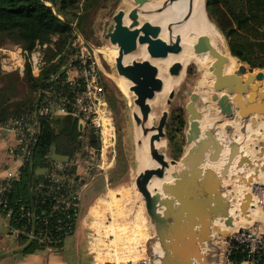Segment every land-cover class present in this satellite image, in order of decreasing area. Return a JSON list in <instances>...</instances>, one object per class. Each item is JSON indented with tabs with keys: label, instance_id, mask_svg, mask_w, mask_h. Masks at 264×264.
Listing matches in <instances>:
<instances>
[{
	"label": "water",
	"instance_id": "obj_1",
	"mask_svg": "<svg viewBox=\"0 0 264 264\" xmlns=\"http://www.w3.org/2000/svg\"><path fill=\"white\" fill-rule=\"evenodd\" d=\"M173 1L175 0H163L161 5L166 6ZM137 2L128 13L124 9H119L114 14V27L106 37L119 44V53L115 59L116 68L119 74L132 81L130 89L136 94L135 103L142 116L134 113V118L137 123L143 124L144 133H147L149 128L145 126V122L151 113L149 100L163 87L159 68L151 60L162 54V46L157 39L162 27L148 19L141 22L140 17L144 13L141 8L149 0ZM126 14L130 18L128 24L124 21ZM139 43L147 45L149 57L125 63L124 56L135 50ZM195 48L199 52L210 51L218 55L217 67L213 68V71H216L213 84L215 92L211 98L217 103L221 114L234 118L239 113L242 118L251 122L260 121L256 115L264 113V102L259 100V96L264 99V90H259L264 72L254 73L245 64L236 72H224L223 66L227 56L212 45L206 34L198 37ZM181 68L180 62H174L169 69L171 74H178ZM174 95L175 90L172 89L168 103ZM186 108L189 112L187 140L189 143L194 142L180 157L187 167L174 172V181L164 184L162 191L150 190L151 178L155 175L159 177L164 175L170 163H176L178 160L171 158L169 161L166 154L156 146V141L165 135L168 110H164L159 123L155 126L157 132L152 135L150 146L151 156L158 165L145 169L136 177L137 187L144 197L147 212L156 228L154 240L159 245L155 251L154 248L147 249V255L154 264H210L211 258L203 248L212 239L214 231L228 234V229L215 224V220L225 217L226 225L233 224V216L230 213L231 201L223 193L224 177L230 172L235 161L237 168L246 165L251 169L257 167L259 171H264V155L257 160L252 159L241 150L243 143L239 135L230 136L229 133L235 130V124L228 122L221 124L224 120L214 119L203 129L201 119L205 116L197 106L194 93ZM220 134L224 135L226 140H220ZM227 143L229 153L224 164L219 169L207 164L219 161ZM261 151L264 153V146L261 147ZM226 187L231 189L232 185L227 184ZM251 199L252 193L247 192L241 205L244 214L250 208ZM230 253L227 242L223 247L222 264L230 263Z\"/></svg>",
	"mask_w": 264,
	"mask_h": 264
},
{
	"label": "built area",
	"instance_id": "obj_2",
	"mask_svg": "<svg viewBox=\"0 0 264 264\" xmlns=\"http://www.w3.org/2000/svg\"><path fill=\"white\" fill-rule=\"evenodd\" d=\"M82 12L83 7L70 22L66 45L50 61L45 60L42 51L47 43H37L32 50L18 45L14 51L13 67L23 71L29 63L35 76L54 65L34 102L11 118L10 125L5 124L15 133L16 141L7 151L11 163L0 174V211L7 219L9 235L26 245L34 243L39 249H57L75 233L86 188L101 175L107 178L116 156L117 132L104 83L100 46L81 30ZM57 116L77 120V151L63 155L52 148L45 166L37 170L40 180L31 188L38 197L12 196L22 167L33 160L43 123ZM260 228L244 226L230 237V251L245 254L241 260L230 259L232 264H264V230ZM139 262L130 264H153L149 256Z\"/></svg>",
	"mask_w": 264,
	"mask_h": 264
},
{
	"label": "rangeland",
	"instance_id": "obj_3",
	"mask_svg": "<svg viewBox=\"0 0 264 264\" xmlns=\"http://www.w3.org/2000/svg\"><path fill=\"white\" fill-rule=\"evenodd\" d=\"M153 1L157 0H149V2ZM137 3V0H91V6L83 16L82 28L79 24L84 35L100 46L101 52L99 54L106 77L107 97L113 111L117 132L116 156L114 162L109 166L107 178L101 175L92 183V186L86 188L77 230L64 239L62 252L73 260H77L78 246L82 242L80 248L81 250L84 248L82 251L83 264H130L133 261L139 262L142 258L148 256V247L150 249L154 247L152 241L154 242L155 232L153 231L154 234L151 233L148 221L144 218V213L148 214V212L145 201H143L144 203L141 201L143 197L138 194L140 191L136 184V177L141 172L137 158V122L134 118V109L137 108L135 103L136 94L132 90L129 92L123 91L116 83L117 78L122 75L119 74L116 62L110 52L111 48L115 49V45L112 44L110 38L106 37V34L114 27V14L119 9H124L128 13ZM209 17L220 33L218 41L220 47L225 52L229 51L231 53L227 37L210 14ZM140 20L143 22L147 18L141 16ZM18 45L20 44H16L12 40L0 44V68L2 70L0 73V88L7 83L5 87L11 97L10 101L13 106L19 105L20 110H23L37 98L40 87L35 88L27 81L25 70L22 71L20 68L13 67L14 51ZM46 49L43 48L42 50L44 58L46 61H50L47 59L50 53L46 52ZM143 49L144 44L139 43L137 48L130 52L133 59H144ZM237 59L239 63L245 64L249 69L251 68L249 63L242 61L239 57ZM169 68L170 66L167 68L168 71L166 70L167 74H171ZM250 70L254 73L264 72V68H251ZM205 72V69L201 68L198 63L191 61L187 66L183 80L173 88L175 95L171 102L168 103L170 90L164 98L163 105L160 107L151 105V113H154L155 116L153 119L155 125L159 123L163 111L168 110V118L164 128L165 135L161 137L165 144L158 148L170 158L180 159L190 145L187 140L189 112L186 105L193 93L205 89L201 84ZM260 82L262 83L260 89H262L264 88V79ZM209 89L212 93L215 92L214 87ZM212 93L207 104L211 107L214 119L217 121L224 120L221 124L226 122L234 124L236 122L238 126L235 125V130L229 133L231 137H235L237 134L242 135L243 131L246 133V127H252V122L242 118L239 113L234 118L224 117L217 103L212 100ZM200 97L196 100V103L201 110H204L202 112L206 116L208 112L201 103ZM259 100L264 102V99L260 96ZM256 116L259 117V120L264 119V113ZM10 119L4 123L0 122V126L10 125ZM6 128L12 130L8 126ZM256 128H258L257 124ZM12 134L15 135L14 132ZM13 140L15 141V138ZM243 141L244 139L242 143ZM256 144L262 147L264 141L259 140ZM261 153L264 155L262 151ZM174 154H179V157L174 156ZM261 184H264V180L263 182H254L251 187V193L254 197H259L261 189L264 192V188L259 187ZM262 197L264 207V196ZM148 217L150 219L149 214ZM142 218L145 220V224ZM151 223L153 224L152 221ZM245 226L252 229L253 227H261L260 229L264 230V219L259 222H247ZM230 237L232 236L226 237V242L231 245ZM116 259L121 260L120 263ZM229 264H232V262Z\"/></svg>",
	"mask_w": 264,
	"mask_h": 264
},
{
	"label": "bare ground",
	"instance_id": "obj_4",
	"mask_svg": "<svg viewBox=\"0 0 264 264\" xmlns=\"http://www.w3.org/2000/svg\"><path fill=\"white\" fill-rule=\"evenodd\" d=\"M162 2L163 0L149 2L141 8V10L144 12L141 16L147 18L153 23L160 24L162 27L157 37L158 41L162 46V54L160 57L152 58L151 60L159 68V76L163 80V87L161 90L155 93L154 97L149 100V103L152 106L160 107L161 105H163L166 94L183 80L188 64L191 61H195L196 63L199 64L201 68H204L206 71L205 75L201 79V84L204 86L205 89L203 91L201 89V91H196L194 93L196 100L199 98V96H201L200 97L201 103L204 105L206 111L208 112L206 116L203 115L205 116V118L201 119V123L204 129L206 128V126H208L209 124H211V122L214 121V117H213L214 115L212 116L211 113L212 110L210 109L211 107L210 105L207 104V102L212 93L209 88L213 87L216 78V71L215 70L213 71V68L217 67L218 55L212 54L210 51L199 52L195 48V42L197 41L198 37L202 34H206L209 36L212 45L215 48H217L222 54L227 56V61L224 63L223 66L224 72L226 71L228 73L236 72L241 69L243 63L242 64L239 63L238 62L239 60L237 59L236 56L232 55L229 51L225 52L220 47L218 42L220 33L216 28L215 24L212 22V20L209 17L206 8V0H175L171 3H168L166 6H162L161 5ZM124 21L127 24L130 22V18L128 17V14H126ZM111 42L112 44L115 45V49L112 48L110 49V52L113 55L111 56L114 58L113 60L115 61L119 53L120 47L117 42H113V41ZM142 53L144 58L149 57L146 44H144V49ZM131 60H133V55L131 53H128L124 56L125 63L131 62ZM174 62H180L182 64L181 71L178 74H174V75L167 74L166 73L167 68ZM116 81L118 86L123 91L129 92L131 90L130 86L132 84V81L130 79L122 75L119 78H117ZM134 113L139 114V116H141V112L139 108L134 109ZM154 117H155L154 113H150L148 120L145 122V126L149 128V131L147 133H144L142 123H137L136 126V140L138 143L137 158H138V166L141 172L144 171L145 169L153 168L158 165V163L152 158L151 150H150L151 137L154 133L157 132V129L155 127L156 125L153 123ZM256 124L258 126L263 125L262 122L260 121L258 123L252 122L253 126H256ZM247 128H251V127H247ZM244 133L245 132L243 131V134L239 135V137L242 140L245 139ZM259 140L264 141V134L260 136ZM164 144L165 141L163 139L156 141L157 147H161ZM193 144L194 142L190 143L187 150ZM226 145L228 146V143ZM258 147H259L258 158H261L263 157V154L260 151L261 145ZM256 148L257 146L255 144H250V146L248 147L249 149L248 155H250L251 158H252V153L255 151ZM228 153H229V146L227 147L226 151L223 150L221 158L219 159L218 162L207 163V164L212 165L215 168L219 169L222 166L221 164H223V160H225ZM166 158L169 161H171V158L169 156L166 155ZM235 164L236 161L230 168V172L223 179L224 182H227V184L232 185V188L228 189L226 187L227 184H224L223 193L231 201L230 213L233 216V224L226 225L225 217H221L220 219L215 220L214 222L215 224H219L221 225L222 228L228 229V234L224 235L219 231H214L212 239L206 243L205 247L203 248V251L209 254L211 258L210 264H222L223 247L225 244H227L226 242L227 236H233L240 228L245 226L247 222H252V221L259 222L264 219V209H263L264 207L262 204V198H263L262 196H264V192L262 189L260 191V194L258 195L259 197H254L252 195L250 208L246 212V214H244L241 209V205L245 200V194L247 192L248 193L251 192V187L254 185V182H258V181L263 182L264 180L263 174L255 175L251 181L249 180V178L243 176L247 169L245 167L236 168ZM234 166L236 169L234 171V176H232L233 175L232 168ZM184 167L187 166H185V164L182 162L181 159H178L176 163L171 162L170 166L166 168L164 175L160 177L155 175L151 178L149 182L150 190L153 192L162 191L164 184L174 181L175 179L174 172H179ZM260 172L263 173L264 171H260ZM138 194L143 197L141 192H139ZM143 199L144 197L141 198L142 202L145 201ZM144 216H145L144 218L147 219L146 221H148V225L149 228L151 229V233L154 234L155 232V236H156V228L154 223L153 224L151 223L148 214L144 213ZM143 221H144L143 223L145 224L144 219ZM152 243L154 247H151V249L154 248L155 251L156 247H158L159 244L155 240L154 242L152 241ZM160 250L161 248H159V251ZM116 260L119 263L121 261L118 259Z\"/></svg>",
	"mask_w": 264,
	"mask_h": 264
},
{
	"label": "trees",
	"instance_id": "obj_5",
	"mask_svg": "<svg viewBox=\"0 0 264 264\" xmlns=\"http://www.w3.org/2000/svg\"><path fill=\"white\" fill-rule=\"evenodd\" d=\"M90 6L91 0H0V44L12 40L32 50L37 43H47L45 51L50 53L47 59L51 60L66 45L73 17L84 7L79 17L82 28L83 16ZM206 8L227 37L231 53L249 63L252 69L264 68V0H206ZM52 67L53 64L35 76L28 63L25 77L32 86L39 88ZM104 83L106 88L105 76ZM6 84L0 88L1 123L21 112L20 106H13L10 101ZM78 134V122L72 116H57L45 121L33 160L22 167L12 196L38 197L31 188L40 180L37 170L45 166L47 154L52 148L63 155L75 153L79 147ZM36 247L31 243L25 250L34 251ZM244 256L233 250L230 259L241 260Z\"/></svg>",
	"mask_w": 264,
	"mask_h": 264
},
{
	"label": "crops",
	"instance_id": "obj_6",
	"mask_svg": "<svg viewBox=\"0 0 264 264\" xmlns=\"http://www.w3.org/2000/svg\"><path fill=\"white\" fill-rule=\"evenodd\" d=\"M264 90V88L260 89ZM263 125L258 126H247L251 128H247V132L245 133L244 144L241 147L246 154H248V147L250 144H255L257 148L252 153V159H258L259 147L256 144L259 141L261 135L264 134V122L263 119L260 120ZM238 123V122H237ZM235 125L238 126L235 122ZM260 130V131H259ZM250 131V133H249ZM13 130H7V128L0 126V174L4 172L5 167L11 163L10 156H7V148L15 143L16 137L13 136ZM251 136V137H250ZM15 138V141L13 140ZM240 138V137H239ZM225 140L224 136L220 134V140ZM241 139V138H240ZM239 140V139H238ZM246 147H245V146ZM260 146V145H259ZM227 145L224 150H227ZM247 149V150H246ZM225 160H223L224 164ZM221 164V165H223ZM237 168V167H236ZM235 166L232 168V176H234ZM244 173V177L249 178L252 181L253 177L257 174H263L264 172H260L257 167L256 168H248ZM242 178V177H241ZM227 182H224L226 184ZM82 243V242H81ZM78 246V255L77 260H73L72 258L67 257L62 249L64 248V241L61 246L57 249L44 248L39 249L36 248L34 251H26L27 245L22 243L20 240H17L9 235L8 233V222L6 217L0 211V264H83V255L82 251L84 248H80Z\"/></svg>",
	"mask_w": 264,
	"mask_h": 264
}]
</instances>
